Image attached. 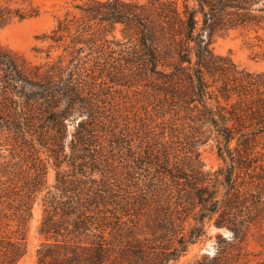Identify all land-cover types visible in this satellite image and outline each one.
<instances>
[{
    "label": "trees",
    "instance_id": "1",
    "mask_svg": "<svg viewBox=\"0 0 264 264\" xmlns=\"http://www.w3.org/2000/svg\"><path fill=\"white\" fill-rule=\"evenodd\" d=\"M80 7L95 22L121 23L132 31L138 43L127 63L173 109L186 111L191 121L202 117L212 125L223 140L218 152L224 164L209 171L193 164L186 170L170 167L166 148L149 153L145 171L151 166L161 178L149 179L147 184L164 188L167 198L164 220L154 232L161 242L131 247L120 239L125 223L121 209L127 210L129 203H135V208L149 203L155 191H149L151 197L147 192L127 201L106 185L85 190L80 184L87 185L86 181L66 179L57 172L53 192L45 167H36L38 172L29 179L28 174L19 180L4 179L22 168L20 159L4 160L0 164V264H18L26 253L25 228L35 198L45 190L40 225L45 241L38 249V264H168L175 259L168 253L171 249L185 251L212 223L231 230L233 240L243 239L264 213V163L257 150L264 138V71L221 64L210 44L217 30L230 29L252 30L264 41V0H148L144 4L91 0ZM39 76L29 74L0 49L1 132L14 133L21 140L30 136L42 146L51 143V155L60 167L68 156L66 121L87 115V120L77 123L70 146L71 163L87 167L96 160L91 153L95 144L91 103L74 78ZM14 181H21L22 187L12 191L7 183ZM15 227L17 234L6 232Z\"/></svg>",
    "mask_w": 264,
    "mask_h": 264
},
{
    "label": "rangeland",
    "instance_id": "2",
    "mask_svg": "<svg viewBox=\"0 0 264 264\" xmlns=\"http://www.w3.org/2000/svg\"><path fill=\"white\" fill-rule=\"evenodd\" d=\"M89 1L0 0V49L9 52L31 75L39 73L42 79L72 77L78 81L94 114L95 144L91 153L96 157L87 167L73 165L70 159L72 134L79 121L87 120V115L78 114L66 121L68 156L62 158L60 167L51 155V143L42 146L37 137L21 140L0 129V154L5 155L0 164L16 159L22 163L21 169L4 179L19 180L26 174L29 179L38 172L36 167H45V179L53 192L57 172L66 179L86 181L87 185L80 184L86 186L85 190L106 185L127 201L147 192L151 197L149 191L153 190L149 203L138 208L129 203L127 210L121 209L125 223L120 239L131 247L159 244L161 239L155 238L154 232L164 220L167 198L161 190L164 188L147 184L149 179L156 178V182L158 176L161 178L151 166L145 171L148 154L166 148L170 152V167L179 165L188 170L196 164L203 171L216 170L224 164L218 152L223 140L205 118L191 121L186 111L173 109L152 89L140 71L127 63L130 52L137 47L136 36L124 24L113 26L89 19L80 7ZM126 1L144 4L148 0ZM210 47L221 64H234L250 72L264 71V41L252 30H217ZM257 150L264 163V138ZM41 173L44 178V169ZM7 184L12 191L22 187L21 181ZM45 194L46 190L35 198L33 215L25 228L26 253L18 264H38V249L45 241L40 233ZM186 228L188 231V225ZM15 229L8 228L6 232L15 235ZM168 253L175 258L168 264H264V213L241 240H233L231 230L212 223L185 251L171 249Z\"/></svg>",
    "mask_w": 264,
    "mask_h": 264
}]
</instances>
